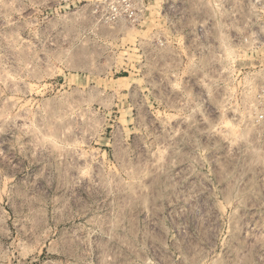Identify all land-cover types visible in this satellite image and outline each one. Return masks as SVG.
<instances>
[{"label":"rangeland","instance_id":"rangeland-1","mask_svg":"<svg viewBox=\"0 0 264 264\" xmlns=\"http://www.w3.org/2000/svg\"><path fill=\"white\" fill-rule=\"evenodd\" d=\"M253 10L0 0V264H264Z\"/></svg>","mask_w":264,"mask_h":264},{"label":"built area","instance_id":"built-area-1","mask_svg":"<svg viewBox=\"0 0 264 264\" xmlns=\"http://www.w3.org/2000/svg\"><path fill=\"white\" fill-rule=\"evenodd\" d=\"M251 6L253 7V11L257 16V26L253 27L251 31V38L248 41L247 38H243L244 43H249L250 48L255 51L257 49L264 48V0H247ZM195 33L197 34L198 38H204L205 30L203 26L199 25L195 28ZM264 94V91H263ZM263 115H260L259 118L261 119Z\"/></svg>","mask_w":264,"mask_h":264},{"label":"crops","instance_id":"crops-1","mask_svg":"<svg viewBox=\"0 0 264 264\" xmlns=\"http://www.w3.org/2000/svg\"><path fill=\"white\" fill-rule=\"evenodd\" d=\"M256 67H258V70H256L257 72H262L264 73V66H261V64H258V65H255ZM259 67H262V68H259Z\"/></svg>","mask_w":264,"mask_h":264}]
</instances>
